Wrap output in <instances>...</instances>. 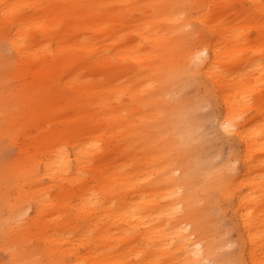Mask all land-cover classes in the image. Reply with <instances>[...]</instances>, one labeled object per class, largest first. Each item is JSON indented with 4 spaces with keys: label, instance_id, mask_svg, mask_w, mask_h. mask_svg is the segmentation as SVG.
I'll return each mask as SVG.
<instances>
[{
    "label": "bare ground",
    "instance_id": "6f19581e",
    "mask_svg": "<svg viewBox=\"0 0 264 264\" xmlns=\"http://www.w3.org/2000/svg\"><path fill=\"white\" fill-rule=\"evenodd\" d=\"M5 44L0 264H264V0H0Z\"/></svg>",
    "mask_w": 264,
    "mask_h": 264
},
{
    "label": "rangeland",
    "instance_id": "374dc122",
    "mask_svg": "<svg viewBox=\"0 0 264 264\" xmlns=\"http://www.w3.org/2000/svg\"><path fill=\"white\" fill-rule=\"evenodd\" d=\"M242 4L245 6L244 3ZM236 8L241 9V4L238 3ZM254 34L253 31H250V36H254ZM185 43H187V41ZM13 61V53L5 44L4 47L0 49V73L5 77V84L8 86H11L9 84L15 85L17 82L12 70ZM205 84L204 78L202 77H197L195 80L188 79L183 87V91L186 95L199 99V109H197L199 115V141L203 143L205 149H211L210 152L214 155L215 160L218 163H221L222 161L227 160L230 146L226 137L216 124L219 110L217 101L207 99L203 94ZM14 153V146L9 142L0 139V161L2 162L10 159ZM220 203L224 212L221 214V223L224 229L228 230V228L233 225L232 212L228 206L229 204L222 198L220 199ZM230 234L233 237L235 236L234 232H230ZM4 238L5 237H2L0 233V239ZM230 246L231 249L237 250L235 243ZM1 257L6 258V255L0 250V258Z\"/></svg>",
    "mask_w": 264,
    "mask_h": 264
}]
</instances>
